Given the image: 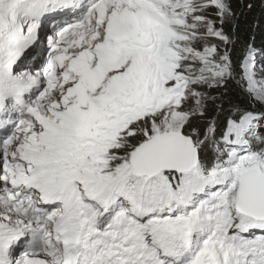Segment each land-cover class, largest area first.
<instances>
[{
	"label": "snow or ice",
	"instance_id": "1",
	"mask_svg": "<svg viewBox=\"0 0 264 264\" xmlns=\"http://www.w3.org/2000/svg\"><path fill=\"white\" fill-rule=\"evenodd\" d=\"M237 19L0 0V264H264V47L234 58Z\"/></svg>",
	"mask_w": 264,
	"mask_h": 264
},
{
	"label": "trees",
	"instance_id": "2",
	"mask_svg": "<svg viewBox=\"0 0 264 264\" xmlns=\"http://www.w3.org/2000/svg\"><path fill=\"white\" fill-rule=\"evenodd\" d=\"M254 3L256 7L252 11H248L244 5L246 3ZM238 19L234 22L237 25L236 32L241 39V43L236 45L237 52L234 53V58L238 54V50L244 41H251L255 37L254 43L257 50L264 47V12L260 8V0H233ZM258 21V26L253 29V21ZM259 60H264V56L258 57ZM229 96L235 100L239 96L238 90L230 83L228 85ZM245 103L246 101H241ZM227 107V105H225Z\"/></svg>",
	"mask_w": 264,
	"mask_h": 264
},
{
	"label": "rangeland",
	"instance_id": "3",
	"mask_svg": "<svg viewBox=\"0 0 264 264\" xmlns=\"http://www.w3.org/2000/svg\"><path fill=\"white\" fill-rule=\"evenodd\" d=\"M257 79H264V77H257ZM6 103H10V101H6Z\"/></svg>",
	"mask_w": 264,
	"mask_h": 264
}]
</instances>
